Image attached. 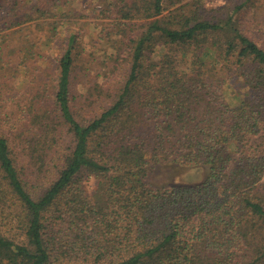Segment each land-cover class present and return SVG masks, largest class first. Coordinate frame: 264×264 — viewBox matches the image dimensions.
Returning a JSON list of instances; mask_svg holds the SVG:
<instances>
[{"label": "trees", "instance_id": "obj_1", "mask_svg": "<svg viewBox=\"0 0 264 264\" xmlns=\"http://www.w3.org/2000/svg\"><path fill=\"white\" fill-rule=\"evenodd\" d=\"M177 3L117 9L110 63L127 74L89 96L74 94L71 34L52 84L0 88V264H264V50L231 17ZM156 166L199 178L153 186Z\"/></svg>", "mask_w": 264, "mask_h": 264}, {"label": "rangeland", "instance_id": "obj_2", "mask_svg": "<svg viewBox=\"0 0 264 264\" xmlns=\"http://www.w3.org/2000/svg\"><path fill=\"white\" fill-rule=\"evenodd\" d=\"M146 0H8L0 3V88L4 98H13L25 88L16 83L18 77L23 82L29 76H37L40 81L52 84L56 63L62 50L66 48L68 35H75L80 41L79 68L73 74L74 94L89 96L96 83H102L105 74L124 78L127 67L115 71L111 58L123 59L122 51L115 42L122 40L118 30L127 23L116 14L118 8L130 6L132 2L141 5ZM198 6L212 15L231 17L236 26L264 50V0H178L175 7ZM174 7V8H175ZM171 8L164 9L166 15ZM210 11V12H209ZM135 14L134 10L131 11ZM26 18L30 20H26ZM139 17L132 24L142 25ZM136 27V26H135ZM141 27V26H140ZM126 28V27H125ZM139 29V28H137ZM31 41L36 42V51L41 57L34 62L21 63L24 49ZM118 45V44H117ZM20 63V64H19ZM115 71V73H112ZM112 82V81H111ZM42 84V85H43ZM41 85V88H42ZM240 84L229 82L228 92H243ZM27 89V88H26ZM36 90V89H34ZM9 104L6 105H10ZM73 107L81 112L85 104L74 102ZM156 166L148 175L147 181L153 186L181 185L193 183L199 173L188 174L181 168ZM181 169V170H180ZM182 174V175H181ZM93 184L88 185V190Z\"/></svg>", "mask_w": 264, "mask_h": 264}]
</instances>
